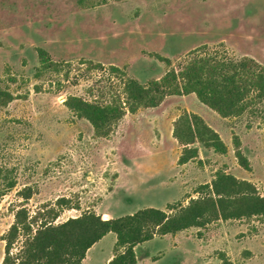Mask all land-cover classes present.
Masks as SVG:
<instances>
[{"label": "rangeland", "instance_id": "374dc122", "mask_svg": "<svg viewBox=\"0 0 264 264\" xmlns=\"http://www.w3.org/2000/svg\"><path fill=\"white\" fill-rule=\"evenodd\" d=\"M0 0V83L19 95L0 108L1 236L23 203L37 210L66 196L81 209H64L56 222L84 211L112 217L141 208L187 204L196 189L226 170L264 194V104L255 112L225 118L195 93L170 95L156 107L127 113L108 137L65 105L69 95L109 101L121 91V67L146 83L161 77L169 57L179 68L203 45L264 64V0ZM38 47L67 62L58 72L42 71ZM102 63L88 69L83 61ZM67 70H70L67 73ZM14 78V80H12ZM38 87V88H37ZM187 109L201 115L228 146L220 154L198 143L199 160L179 165L182 151L173 122ZM238 135L250 161L235 154ZM34 192L25 202L20 191ZM116 234L108 233L87 252L82 264H107ZM138 264H264V218L216 220L204 228L156 236L136 246Z\"/></svg>", "mask_w": 264, "mask_h": 264}, {"label": "trees", "instance_id": "16d2710c", "mask_svg": "<svg viewBox=\"0 0 264 264\" xmlns=\"http://www.w3.org/2000/svg\"><path fill=\"white\" fill-rule=\"evenodd\" d=\"M79 4L96 5L94 2L86 4L85 0H79ZM37 52L40 60L37 77L42 71L60 73L68 64L54 60L43 47H38ZM154 55L168 67L161 77L142 83L121 67L111 65V73L121 76V91L111 100L69 95L65 105L76 117L87 119L96 135L108 137L127 113L159 106L170 95L195 93L201 102L225 118L255 112L264 104V64L251 56L234 57L226 50H211L203 45L193 49L189 58L175 68L169 57ZM86 62L89 70L104 66L93 60L83 61ZM17 98L18 94L0 83V108ZM173 136L182 147L179 165L202 160L198 143L216 153H228L219 132L201 115L187 109L174 120ZM233 143L239 163L250 169V161L236 134ZM2 176L0 168V178ZM15 186L16 181L11 180L5 189H0V202L5 191ZM196 193L199 195L190 197L187 204L168 203L166 209L145 207L119 217L84 211L63 222H56L61 212L81 209L79 202L73 203L62 196L55 202L43 203L35 211L23 203L14 212V222L1 236L5 252L0 264H82L88 250L110 232H114L117 239L107 264H138L136 246L158 235L176 234L191 227L204 228L216 220L264 218V194L251 181L226 170L216 171L212 181L199 185ZM33 194L30 186L20 191L25 202Z\"/></svg>", "mask_w": 264, "mask_h": 264}, {"label": "crops", "instance_id": "0c3cea01", "mask_svg": "<svg viewBox=\"0 0 264 264\" xmlns=\"http://www.w3.org/2000/svg\"><path fill=\"white\" fill-rule=\"evenodd\" d=\"M186 164H188V163H186ZM184 165H185V164H184ZM92 247H93V246H92ZM92 247H91V248H92ZM91 248H90V249H91ZM87 257H88V256H86V258L83 260V262L87 260ZM110 259H111V257L108 259L107 262H109Z\"/></svg>", "mask_w": 264, "mask_h": 264}]
</instances>
